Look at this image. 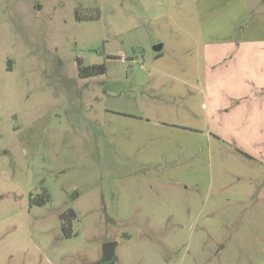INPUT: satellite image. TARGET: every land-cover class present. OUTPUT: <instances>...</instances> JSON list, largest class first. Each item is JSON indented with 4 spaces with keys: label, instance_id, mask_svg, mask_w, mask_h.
I'll return each instance as SVG.
<instances>
[{
    "label": "rangeland",
    "instance_id": "rangeland-1",
    "mask_svg": "<svg viewBox=\"0 0 264 264\" xmlns=\"http://www.w3.org/2000/svg\"><path fill=\"white\" fill-rule=\"evenodd\" d=\"M0 264H264V0H0Z\"/></svg>",
    "mask_w": 264,
    "mask_h": 264
},
{
    "label": "trees",
    "instance_id": "trees-1",
    "mask_svg": "<svg viewBox=\"0 0 264 264\" xmlns=\"http://www.w3.org/2000/svg\"><path fill=\"white\" fill-rule=\"evenodd\" d=\"M100 15V12L97 11V14L95 15H83L79 11L76 13V17L78 20H84L86 19H96ZM109 57H114L110 56ZM77 66H78V74L81 78H90L94 76H99L107 73V65L105 62L103 63H97V64H88L84 65L81 59H78L77 61ZM46 198L48 199L49 196L46 193V197L43 198L40 201V204H43L46 201ZM77 216V213L74 209H69L60 214V220H61V225L64 233L66 236L70 237L72 236V221L73 219Z\"/></svg>",
    "mask_w": 264,
    "mask_h": 264
},
{
    "label": "crops",
    "instance_id": "crops-1",
    "mask_svg": "<svg viewBox=\"0 0 264 264\" xmlns=\"http://www.w3.org/2000/svg\"><path fill=\"white\" fill-rule=\"evenodd\" d=\"M246 8V7H245ZM245 13H247V17L248 16H250V14L252 13L251 12V10L250 9H245V10H243V12L241 13V12H239L238 13V15L240 16H245ZM240 16V17H241ZM241 19V18H240ZM240 19H238V20H236L235 21V23H234V26H236V25H239V22H240ZM212 40V39H211ZM208 40V41H210V42H207V44H209V45H211V46H213V45H218V46H220L219 48H221V50H222V47L223 46H225V45H230V44H233V45H235L236 47H241L243 44H245L246 42H247V40L246 39H238L237 38V40H232V38H228V39H224V40H221V39H218V40ZM259 40H263V38H259L258 40H252L251 42H257V41H259ZM167 41V40H166ZM248 42H250V40L248 41ZM247 42V43H248ZM159 43H162V49L161 50H159V51H156V58H159V57H161V56H163V49L165 48V44L166 43H164V41L162 40V39H159L158 41H157V43L156 44H159ZM155 44V45H156ZM206 44V45H207ZM208 45V46H209ZM211 46H209V47H211ZM154 47V46H153ZM193 49L192 48H189V47H181L180 48V51L182 52V54H185V55H189V54H193L194 52L192 51ZM206 50V49H205ZM217 51V50H216ZM222 51H224V50H222ZM213 53L215 52V50H213L212 51ZM221 52V51H220ZM225 52V51H224ZM215 54H218V53H215ZM206 58H204V60H205ZM205 62H206V60H205ZM187 81H189V82H191V80H187ZM197 82H198V80H197ZM186 83V82H185ZM134 118H137V119H144L143 118V116H136V117H134ZM161 123H168L167 121H164V120H162V122ZM173 125V124H172ZM173 126H175V125H173ZM182 126H184V125H182Z\"/></svg>",
    "mask_w": 264,
    "mask_h": 264
},
{
    "label": "water",
    "instance_id": "water-1",
    "mask_svg": "<svg viewBox=\"0 0 264 264\" xmlns=\"http://www.w3.org/2000/svg\"><path fill=\"white\" fill-rule=\"evenodd\" d=\"M162 43L154 45V50L159 51L162 49ZM115 247H116V242L115 241H109L104 244V253H103V258H102V263H107L111 262L114 260L115 256Z\"/></svg>",
    "mask_w": 264,
    "mask_h": 264
}]
</instances>
